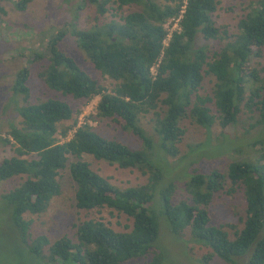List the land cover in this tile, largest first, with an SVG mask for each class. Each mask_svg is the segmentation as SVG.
I'll return each instance as SVG.
<instances>
[{"label":"trees","instance_id":"trees-1","mask_svg":"<svg viewBox=\"0 0 264 264\" xmlns=\"http://www.w3.org/2000/svg\"><path fill=\"white\" fill-rule=\"evenodd\" d=\"M6 1L23 12L34 0ZM60 1L72 12L78 5L72 19L62 21L47 43L41 41V51L35 49L27 62L45 61L40 77L63 98L30 101V68L23 67L9 87L7 100L14 105L9 102L0 119V146L12 151L0 162V181H13L11 189L0 193V204L32 264H162L158 245L169 236L181 243L188 258L189 252L204 250L193 258L197 264L213 259L264 264V69L257 62L264 58V0L248 1L235 33L217 23L221 0ZM85 9L88 19L80 27ZM0 13L6 14L1 6ZM173 24L176 29L169 31ZM68 35L107 86L62 50ZM68 97L85 103L98 97L92 118L131 132L138 144L108 138L87 123L77 127L80 109L73 111ZM244 111L254 121L235 135ZM147 115L152 139L141 125ZM186 121L205 130L217 127L221 135L230 128L224 145L231 149L245 133H261L244 161L235 158L240 149L233 148V159L222 168L207 173L191 169L181 190L186 197L174 202L175 176L162 161L180 155ZM87 156L139 171L146 183L119 189L91 169ZM65 170L74 185L75 208L98 218L75 223L55 238L35 234L25 216L50 210ZM238 191L245 201L243 216L236 224L214 222V196ZM103 212L125 216L129 224L115 230ZM183 230L188 239L182 238Z\"/></svg>","mask_w":264,"mask_h":264},{"label":"rangeland","instance_id":"rangeland-1","mask_svg":"<svg viewBox=\"0 0 264 264\" xmlns=\"http://www.w3.org/2000/svg\"><path fill=\"white\" fill-rule=\"evenodd\" d=\"M79 1V0H78ZM249 0H221V4L215 17L218 24L225 25L230 33L236 32V25L239 18L243 13H246ZM77 3L76 1L73 4ZM80 3V2H79ZM87 5V4H86ZM6 11L3 15L0 13V20L3 23L0 24V119L5 118L3 108L14 103L11 100H7L10 94V84L14 79V73L22 67H29L30 78L28 85L30 87V101L35 102L37 99H47L49 97L63 98L59 94L51 91L43 82L40 77L41 65H45V61L36 63H28L29 52L34 53V50L39 47L41 41H47L50 36L54 35L64 21H70L73 14L78 7L72 12L69 6L62 4L60 0H34L28 5L27 9L23 12L17 11L13 7V3L3 0L0 3ZM88 10L82 11L80 27H83V23L87 22ZM63 21V22H62ZM168 28V24L165 25ZM5 28V29H3ZM3 29V30H2ZM176 29V24H173L169 31ZM200 45H208V47H215L216 43L204 42L199 40ZM218 47V45H217ZM34 49V50H33ZM62 50L69 56L76 60L77 65L81 66L90 76L97 79L101 85L107 86L105 81L99 73H97L89 61L86 60L81 50L78 48L73 37L68 35L62 43ZM41 51V47L38 48ZM31 59V57H30ZM261 63L264 69V58L257 61ZM70 104L73 111L80 109V114L76 116L77 127L81 124L87 123L89 126L96 129L100 134L106 135L108 138H117L125 143L138 142L131 136V132H124L121 129H117L115 126L109 123V120L96 119L95 107L99 100L98 97L93 98L91 101L85 103L84 101H74L71 97L65 98ZM12 109L7 111L14 115ZM150 116L147 115L141 121V125L146 131L148 137L152 139L153 131L151 129L152 122L149 121ZM254 119L249 118L246 111L239 119L237 128L235 129V135H240L244 127L253 123ZM71 121L65 122V125H69ZM6 127V126H5ZM186 132L182 142L178 145L180 155L177 157L168 156L165 159L172 165L169 168L166 161H162L163 167L168 174L175 176L174 188L175 195H173L174 202L186 197L184 191V183L188 179V174L191 173V169L197 168L200 173H207L214 168H222L227 159H233V156H229L233 148H239L240 152L235 158L244 161L252 152V141L261 133V130H254L245 133L238 139L240 145L230 148V144L227 143L228 138L231 137L232 130L230 128L224 130V133L220 134L219 128H212V130H205L190 121H186L184 124ZM3 124L0 125V132H2ZM156 143L158 137L153 136ZM62 141V140H61ZM137 149V148H135ZM12 156V151L9 147L0 146V162L4 158ZM163 157V156H162ZM93 171L97 172L103 177L109 178L110 182L119 189H125L132 186H139L146 183V176H142L139 171L136 170H122L116 166L108 165L105 162L96 161L90 156L86 157ZM176 159L178 162L176 163ZM193 161H197L196 164H191ZM168 171H167V169ZM186 171V173H185ZM58 182L61 187L60 195L52 200L50 210L42 216L26 215L25 218L31 219V230L35 234L48 233L51 237L59 235L60 231L68 229L73 224L83 221L87 218H98L95 214L91 216L89 213L78 211L75 208L74 202V185L69 178L68 171L60 172ZM13 181H0V193H4L11 189ZM245 208V201L240 191L236 194L226 196L218 193L214 196L212 201L213 217L212 220L216 223L222 224H236L238 217H242ZM105 216L106 221L109 222L110 227L115 230H121L126 224H129L125 216L114 215L109 216L105 212L102 213ZM162 224L164 219L162 218ZM72 225V226H71ZM183 239H188L189 232L187 230L182 231ZM160 251L163 255L162 264H197L193 258H199L198 256L205 253L204 250H195L192 254L189 252L188 258L186 256L184 247L169 236L168 239H160L159 245ZM245 262L242 259L241 262ZM0 263L1 264H32V261L27 257L23 250V245L19 242L18 236L14 229L11 227L7 218L4 208L0 204ZM211 264H224L217 259H213ZM244 264V263H243Z\"/></svg>","mask_w":264,"mask_h":264},{"label":"clouds","instance_id":"clouds-1","mask_svg":"<svg viewBox=\"0 0 264 264\" xmlns=\"http://www.w3.org/2000/svg\"><path fill=\"white\" fill-rule=\"evenodd\" d=\"M26 9H27V8H26ZM43 42L45 43V41H43ZM37 49H38V47H37ZM33 50H34V49H33ZM30 53H31V52H29V55H30ZM22 68H23V67H22ZM20 69H21V68H20Z\"/></svg>","mask_w":264,"mask_h":264}]
</instances>
